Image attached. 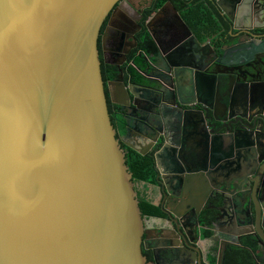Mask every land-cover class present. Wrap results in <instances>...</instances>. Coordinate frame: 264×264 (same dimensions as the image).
<instances>
[{
  "label": "water",
  "instance_id": "obj_1",
  "mask_svg": "<svg viewBox=\"0 0 264 264\" xmlns=\"http://www.w3.org/2000/svg\"><path fill=\"white\" fill-rule=\"evenodd\" d=\"M120 1L0 0V264H152L143 255L144 218L126 165L127 154L111 122L98 49L102 26ZM215 2L233 26L231 38L246 33L254 43H264V27L237 26L244 15L250 22L257 15L256 7L242 11L245 0ZM254 2L264 4V0ZM124 6L128 10L124 13L134 11ZM168 7L176 11L172 4L162 11ZM211 15L217 32V17ZM183 24L200 63L201 39ZM210 36L213 73L195 75L197 96L216 87L217 69L242 66L243 56L259 52L251 42L233 57L217 33ZM121 57L123 62L116 66L121 76L108 87L113 105L129 111L131 97H137L133 87L124 83L121 67L126 53ZM181 80L187 82V75ZM260 82L264 85L263 79ZM159 95L167 104L164 92ZM167 105L184 114L179 119L167 117L169 128L177 121L191 124L193 112L185 110L188 104L177 93ZM158 114L162 116L161 109ZM162 138L156 162L159 165V158H165L173 173L179 167L180 175L185 169L179 162L196 173L219 164L230 166L239 159L232 151L250 145L246 138L236 137L228 146L230 153L221 156L227 146L216 139L207 145L209 154L199 157L194 152L189 157L186 141ZM132 150L143 157L148 153ZM251 170L246 180L250 184L263 171L254 203L248 199L221 203L229 211L238 210L248 225L255 223L264 234V169L257 165ZM234 179L229 182L231 196L244 201L246 194L236 189Z\"/></svg>",
  "mask_w": 264,
  "mask_h": 264
},
{
  "label": "flooded vegetation",
  "instance_id": "obj_2",
  "mask_svg": "<svg viewBox=\"0 0 264 264\" xmlns=\"http://www.w3.org/2000/svg\"><path fill=\"white\" fill-rule=\"evenodd\" d=\"M182 3L199 18L197 15L187 17V11L185 13L177 7ZM244 3L242 11L256 7L257 15L251 17L250 22L244 15L242 23L237 26L264 27V4L254 0H245ZM124 4L134 11L124 13L128 11H125ZM167 4H172L177 12L169 7L162 11ZM150 11L152 13L148 16ZM212 13L217 17V32L211 28ZM148 22L150 27L147 29ZM190 22L199 25L193 28ZM183 23L201 39L203 60L200 63L195 55L196 45L186 39ZM232 27L222 16L215 0H121L102 26L98 49L102 64L112 67V78L103 80L108 107L110 104L114 107L109 113L116 138L127 156L135 152L132 147L148 152L144 157L153 156L158 172L154 183L151 179L137 182L132 178L139 205L140 199H144L155 209L146 214L141 210L145 229L142 250L149 263L184 264L182 261L185 260L190 264H264V234L255 228V223L248 225L238 210L229 211L221 203L224 199L227 202L236 199L234 204L247 199L254 203V190L262 183L263 171L258 173L254 183L246 180L251 178L254 166L264 169V85L260 82V79L264 80V43H254L246 33L234 40L229 34ZM236 32L233 35L236 36ZM146 33L154 41L155 48L145 40ZM215 33L229 51L228 55L234 57L233 54L243 53L251 42L256 48L258 46L259 52L243 56L240 59L242 66L217 69L216 87L197 96L195 75L201 71L213 73V68H209L213 56L207 40ZM125 53L126 61L121 67L124 83L128 88L133 87L137 97H131L129 111L113 105L108 87L112 80H119L121 74L116 66L123 62L121 56ZM184 75L188 80L183 83ZM243 84L247 85L240 86ZM159 91L164 92L163 100L167 104L173 102L176 93L183 103L188 104L185 110L193 112L189 115L191 124L183 125L177 121L172 122L171 128L166 125L167 117L179 119L184 114L177 107L173 111L172 107L163 104ZM134 104L136 108H133ZM159 109L162 116L158 114ZM164 135L178 142L186 141L189 157H193L194 152L199 157L209 154L207 145L216 139L227 146L226 151H220L221 156L230 153L228 146L236 137L246 138L250 145L232 151V155L239 159L230 166L219 164L214 169L203 171L201 168L196 173L195 168L187 171L179 162L185 169L180 175L179 167L173 173L174 168L165 163V158H159V164L165 166L162 170L156 162L155 156L164 145ZM233 178L236 189L246 194L244 201L231 196L233 189L229 182ZM170 211L176 216H171Z\"/></svg>",
  "mask_w": 264,
  "mask_h": 264
},
{
  "label": "trees",
  "instance_id": "obj_3",
  "mask_svg": "<svg viewBox=\"0 0 264 264\" xmlns=\"http://www.w3.org/2000/svg\"><path fill=\"white\" fill-rule=\"evenodd\" d=\"M177 7H179L181 10H183L185 13L187 11V17H192L194 18L196 15L199 18L198 14L195 13L194 11H192L190 8L187 7L186 4L182 3V5H177ZM213 11V10H212ZM214 12V11H213ZM152 13V11L149 12L148 16ZM215 13V12H214ZM216 14V13H215ZM195 18V19H198ZM212 24V29L215 28L214 24ZM191 27H197L198 25H193L192 22H190ZM229 28L227 27L226 32H228ZM145 40L151 44L152 47H156L154 41L150 38V36L148 35V33L145 34ZM152 50H149V52H151ZM101 70H102V76L103 79H105V77L109 80V78H112V67L106 65V64H102L101 65ZM109 110L114 109V107L110 104L109 105ZM126 165L129 169V173L133 175V179L134 181L137 182H149L150 179L153 180V183L156 181V177H157V170H156V165H155V161L153 156L152 157H142L138 154H136L135 152H131L129 153V155L126 158ZM140 209L142 210V212H144L145 214L148 213H152V211L154 212L155 209L153 207H151V205L146 202V200L144 199H140ZM240 253V252H238ZM241 264H243V262H241Z\"/></svg>",
  "mask_w": 264,
  "mask_h": 264
},
{
  "label": "crops",
  "instance_id": "obj_4",
  "mask_svg": "<svg viewBox=\"0 0 264 264\" xmlns=\"http://www.w3.org/2000/svg\"><path fill=\"white\" fill-rule=\"evenodd\" d=\"M234 32H236V31H234ZM236 33H237V32H236ZM159 166H160V169L162 170V169H163V166H164V163H161V162H160ZM164 167H165V166H164Z\"/></svg>",
  "mask_w": 264,
  "mask_h": 264
}]
</instances>
